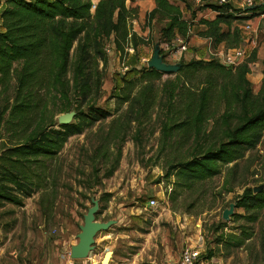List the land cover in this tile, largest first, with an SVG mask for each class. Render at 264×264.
<instances>
[{"label": "trees", "instance_id": "1", "mask_svg": "<svg viewBox=\"0 0 264 264\" xmlns=\"http://www.w3.org/2000/svg\"><path fill=\"white\" fill-rule=\"evenodd\" d=\"M152 1L155 7L145 20L161 22L156 43L169 42L178 35L187 40L193 22L183 18L177 0ZM178 1L192 15L204 8L217 11L212 19H198L197 24L204 28L197 35L212 38L214 44L224 42L227 48L239 46V29L233 21L237 19L235 13L243 9L233 7L230 0H199L195 9L185 0ZM0 6V95L7 96L12 87L11 103L0 110V206L23 205L25 198L51 184L49 161L68 137L110 116L108 110L94 104H87L86 112L81 109L102 86L98 67L99 60L104 59V42L111 39L115 50L122 53L128 48L151 45L152 41L150 36L139 35L132 28L137 8L127 6L125 0H0ZM256 9L249 11L254 14ZM73 49L71 88L75 96L74 117L78 120L59 124L53 114H48V101L54 95L52 91L57 90L66 100L59 112L71 111L64 78ZM255 58L256 50H252L234 67L225 66L216 58L180 59V68L173 73L175 82H164L166 112L171 116L166 120L170 125H162L164 135L176 132L184 143L199 137L208 142L197 155L170 167L179 185L190 186L219 174L222 165L243 158L261 143L264 61L256 93L247 77ZM164 74L144 66L134 75H120L114 110L126 105L118 115L122 122L140 124L151 116L158 100L156 83ZM5 112L7 117L3 120ZM212 118L213 126L206 131ZM253 187H246L235 200L244 214L234 212V217L256 221L258 211L264 208V187L257 192ZM233 237L239 246L247 235L242 229Z\"/></svg>", "mask_w": 264, "mask_h": 264}, {"label": "rangeland", "instance_id": "2", "mask_svg": "<svg viewBox=\"0 0 264 264\" xmlns=\"http://www.w3.org/2000/svg\"><path fill=\"white\" fill-rule=\"evenodd\" d=\"M143 16L137 9L131 25L133 29L153 30L149 35L152 44L119 53L111 39L106 40L104 59L99 60L98 67L102 86L81 108L86 112V105L94 104L108 110L110 116L68 137L49 161L51 184L25 198L23 205L0 206V264H100L107 250L112 252L108 264H181L182 250L187 247L200 250L203 264H264V208L253 222L238 215L228 221L221 218L223 209L246 187L264 184V137L243 158L222 165L219 174L183 186L170 167L197 155L208 142L199 137L184 143L176 132L164 135L162 125H170L166 121L170 114L166 112L163 84L175 82L173 73L164 74L156 83L158 100L151 116L142 123L118 118L126 105L114 110L120 75L131 76L147 66L156 43L154 34L161 22L148 23L146 13ZM183 54L181 59L191 58L185 59ZM73 59L74 49L64 80L70 110L76 114L71 88ZM257 61V57L252 61L251 71H259V77L248 76L254 93L262 77ZM11 88L7 101V96L0 95V110L11 103ZM52 92L56 97L48 101V114L57 121L65 113L59 111L66 100L57 90ZM6 117L7 112L3 120ZM77 120L73 117L71 121ZM212 126L213 118L207 122L206 131ZM92 198L99 201L96 220L115 222L95 234L87 256L73 258L70 246L77 241L79 225ZM150 198L156 199L155 207L147 206ZM234 212L244 214L238 207ZM242 229L247 238L236 246L233 236Z\"/></svg>", "mask_w": 264, "mask_h": 264}, {"label": "crops", "instance_id": "3", "mask_svg": "<svg viewBox=\"0 0 264 264\" xmlns=\"http://www.w3.org/2000/svg\"><path fill=\"white\" fill-rule=\"evenodd\" d=\"M198 1L199 0H185V2L189 4V6H191L192 9L196 8V6L198 5ZM125 2L127 6L137 7L138 14L141 15L142 18L144 17L143 15H145V13L147 14L150 10H152L155 7V3L152 0H139V1L125 0ZM175 2L182 6L183 18L185 20L193 22L192 28L187 37V44L189 50L184 52L183 54L184 58L186 57L188 59L191 57L187 61L194 59V57L195 59H204V60H208L210 58L217 59L218 55L221 52H225L227 50L237 48V47L227 48L224 42L214 44L212 38H204L197 35V31L204 28L203 25L197 24L198 19L199 18L212 19L217 14V11L212 10L210 8H204V9L196 10L195 14L192 15L190 10L183 7V2L178 0ZM242 2L243 0H230V3L232 4L233 7L241 8V9H242ZM254 6L257 7L256 11H254V14L251 11H249L251 9L249 10L243 9L244 11L235 13L237 19L233 21V25L237 26V28L239 29L241 42L238 47L243 48L247 53H249L250 50L253 49L256 50V57L257 59H259V61L257 62L258 64L260 63L261 69L259 70L261 71L264 61V0H262L260 3H256ZM138 19H140L139 22L142 23V19L141 18ZM246 25H249L250 28L246 29L245 28ZM147 29L148 28H146V30H139V28L136 29L134 27V31H136L139 35L149 36L154 33L153 30H147ZM154 36L156 37L154 39V42H156L159 37V30L154 34ZM258 73L259 71H253V72L250 71L247 77L248 76L251 77L252 75H255V78L259 77Z\"/></svg>", "mask_w": 264, "mask_h": 264}, {"label": "water", "instance_id": "4", "mask_svg": "<svg viewBox=\"0 0 264 264\" xmlns=\"http://www.w3.org/2000/svg\"><path fill=\"white\" fill-rule=\"evenodd\" d=\"M255 6L245 7L244 10L253 9ZM147 66L150 68H154L155 70L165 73L171 74L176 73L180 68V63H167L163 60V56L161 54V49L159 43H155L153 46V52L150 59L147 62ZM75 112L69 111L60 114L57 117V121L59 124H68L71 122L74 117ZM264 187V184H259L253 187V191L257 192ZM92 205L87 208L86 212L83 214L82 223L79 225V232L76 234L77 241L75 244L70 246L71 257H85L88 255L89 250L93 247L94 236L97 232L106 230L114 220L107 221H98L96 220L95 214L99 209V201L98 199L92 198ZM236 207V202H230L228 207L224 208L221 213V218L224 221H228L230 217L234 213V208ZM112 252L107 250L104 252L100 264H107V260L110 258Z\"/></svg>", "mask_w": 264, "mask_h": 264}, {"label": "built area", "instance_id": "5", "mask_svg": "<svg viewBox=\"0 0 264 264\" xmlns=\"http://www.w3.org/2000/svg\"><path fill=\"white\" fill-rule=\"evenodd\" d=\"M226 0H218L219 3L225 2ZM262 0H243L242 9L245 7L254 6L256 3H260ZM246 29L250 28L246 25ZM161 54L163 60L167 63L179 62L182 54L188 49L187 40L183 36H176L171 41L160 44ZM246 52L243 48L237 47L225 52H221L218 55V61L225 66L234 67L244 60ZM157 201L155 198H150L147 206L155 207ZM200 250L196 247H187L182 250L181 253V264H203L201 259Z\"/></svg>", "mask_w": 264, "mask_h": 264}, {"label": "bare ground", "instance_id": "6", "mask_svg": "<svg viewBox=\"0 0 264 264\" xmlns=\"http://www.w3.org/2000/svg\"><path fill=\"white\" fill-rule=\"evenodd\" d=\"M109 263V259L107 260V264Z\"/></svg>", "mask_w": 264, "mask_h": 264}]
</instances>
